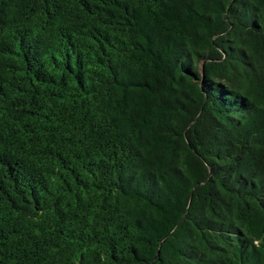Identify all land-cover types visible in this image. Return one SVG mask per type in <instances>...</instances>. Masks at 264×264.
I'll use <instances>...</instances> for the list:
<instances>
[{
	"label": "trees",
	"instance_id": "trees-1",
	"mask_svg": "<svg viewBox=\"0 0 264 264\" xmlns=\"http://www.w3.org/2000/svg\"><path fill=\"white\" fill-rule=\"evenodd\" d=\"M0 264H264V0H0Z\"/></svg>",
	"mask_w": 264,
	"mask_h": 264
}]
</instances>
